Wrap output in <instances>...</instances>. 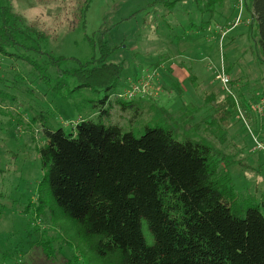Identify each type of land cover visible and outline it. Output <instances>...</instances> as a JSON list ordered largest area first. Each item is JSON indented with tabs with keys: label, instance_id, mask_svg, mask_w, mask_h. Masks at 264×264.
<instances>
[{
	"label": "rangeland",
	"instance_id": "1",
	"mask_svg": "<svg viewBox=\"0 0 264 264\" xmlns=\"http://www.w3.org/2000/svg\"><path fill=\"white\" fill-rule=\"evenodd\" d=\"M147 1L91 0L84 27L70 29L69 13L75 0H8L24 22L46 30V50L66 59L60 69L78 71L82 65L98 66L99 38L110 41L114 47L106 62L122 64L112 102L116 93L138 86L151 101L171 112L193 105L194 119L205 117L209 126L214 113L213 103H207L209 99L227 100L231 107L224 112L230 122L225 137L220 133L208 136L202 130L198 134L235 159L227 163L226 170L237 200H259L264 196V151L256 146L257 142L264 145V111L249 109V105L254 107L264 98V62L250 11L244 8L239 15L232 0H221L213 12V30L202 31V20L193 18L186 27L187 34L177 28L168 33L165 14H175L176 18L181 14L171 12L164 3L146 8ZM193 6L188 11L194 17L208 16ZM238 15L241 20L235 22ZM159 24L165 42L174 48L170 53L163 43L153 39ZM216 25L218 33L214 32ZM211 35H219V40L216 44L211 40L208 45L206 37ZM199 44L210 47L207 55L195 52L193 45ZM28 55L44 67V57ZM170 55L187 69L193 62L189 73H194L197 80H174L168 68L160 65ZM92 59L95 61L89 63ZM30 63L0 54V264H119L116 256L100 257L93 251L92 240L61 212L42 182L39 148L45 143L43 125L70 133L81 118L97 121L98 112L91 103L99 94L76 77L69 79L67 86L48 83ZM50 70L51 74L54 70ZM226 78L228 82L223 81ZM242 100L248 101L249 112ZM144 110L142 115L134 109L122 111L113 103L103 122L118 123L124 131L133 130L139 136L153 113L148 106ZM178 115L183 119L187 113Z\"/></svg>",
	"mask_w": 264,
	"mask_h": 264
},
{
	"label": "trees",
	"instance_id": "2",
	"mask_svg": "<svg viewBox=\"0 0 264 264\" xmlns=\"http://www.w3.org/2000/svg\"><path fill=\"white\" fill-rule=\"evenodd\" d=\"M90 1L75 0L70 29L84 27ZM173 2L165 0L164 6ZM212 3L202 0L201 7ZM247 10L264 62V0H249ZM47 37L45 29L24 22L8 0H0V54L31 62L48 83L67 86L76 77L99 94L91 103L97 121L81 118L70 133L43 125L45 143L39 148L42 182L61 212L92 240L93 251L114 255L119 264H264V196L239 202L226 170L235 159L198 134L225 137L230 103L209 99L214 113L208 126L205 117L194 119L193 105L171 112L145 92L128 98L116 93L112 102L122 64L106 62L114 47L110 41L99 38L98 66L77 71L60 69L66 59L46 50ZM31 53L46 59L44 67ZM113 103L141 115L148 106L150 124L139 136L118 123L105 124Z\"/></svg>",
	"mask_w": 264,
	"mask_h": 264
},
{
	"label": "crops",
	"instance_id": "3",
	"mask_svg": "<svg viewBox=\"0 0 264 264\" xmlns=\"http://www.w3.org/2000/svg\"><path fill=\"white\" fill-rule=\"evenodd\" d=\"M164 1H161V0H149V1H147L148 5L146 4V6H147L146 8L151 7V6L152 7L153 6L158 7V5L163 4ZM172 1H175V3H172L170 5L171 12L176 10L178 12V14H181V18L180 17L176 18L175 14H173V15L172 14L170 15V13L165 14L166 15L165 24H169V27H170V29L167 30L168 33L172 32L174 30V28L175 29L177 28V29H180L183 32V34L184 33L187 34L188 30L186 29V27L189 24V22L194 21L193 18H196V21L199 20V19L202 20V22H201L202 29L200 28L202 31L207 32V31L213 30V28L211 29V27H210V25L212 23V19H214V17H212L213 16V12L215 11V6L218 3H221V0H213V3H212V5L210 7H201L202 6V0H172ZM189 1H190V3L192 1L194 3L193 5L198 7V9L202 13L206 12L208 16L206 17V16L202 15V17H200V16L194 17V14H191L190 11H188L191 7H194L193 5H188ZM179 2H180V4H179ZM232 3H233V0H232ZM177 4L179 6H177ZM181 4H184V5L180 6ZM146 13H147V15H150L149 11H147ZM145 22H146V20L144 19V23ZM216 24L221 26L219 22L216 23ZM190 25H194V23H191ZM217 25L215 26V30H214L215 33H218V30H219V27H217ZM161 27L162 26H160V24L158 26H156V28H155V30H156L155 31V38H153V39L163 43L165 45V47H166L165 49H169L168 52L170 53V51H173L174 48L171 45L167 44V41L165 42L166 37L162 34L163 32H160L161 31ZM220 30H221V28H220ZM218 37H219V35L217 37L215 35L207 36L206 37V43H208V45H209L211 40H213L215 42V44H216L217 41L219 40ZM147 38H149V37L145 36V39H147ZM220 41H221V38H220ZM193 47H194V49H196L195 52L199 53L200 55H204V54L207 55V51L210 50V47L206 49L207 46L204 47V45H202V44H199L197 46L193 45ZM187 56H188V54H184L185 58H190V57H187ZM191 60H194V59H191ZM191 60H190V62H192ZM160 65H162L163 68L167 67L169 72H170L171 77L174 78V80L176 79L178 82L183 83L184 80L187 79V78L188 79H190V78L196 79V76H195L194 73H189V71L194 68L193 65H195V64L193 62L191 64L192 68L190 67V69H187L186 67H184L183 63H181L179 65V63L175 62L173 56L170 55V56H165L163 64L161 63ZM196 68H197L196 70L199 69L198 66H196ZM246 102L248 103V101H246ZM250 108L253 109V107L251 105H249V109ZM247 111H248V109H247Z\"/></svg>",
	"mask_w": 264,
	"mask_h": 264
},
{
	"label": "built area",
	"instance_id": "4",
	"mask_svg": "<svg viewBox=\"0 0 264 264\" xmlns=\"http://www.w3.org/2000/svg\"><path fill=\"white\" fill-rule=\"evenodd\" d=\"M248 2L249 0H233V3H232V6L234 9L236 8H239V15L241 13V11L246 8L247 9V5H248ZM238 15V17L236 18V21L235 22H238L240 21V16ZM221 75V74H220ZM144 75H142V79H143ZM224 82H228L227 78L226 80L223 79ZM133 88V87H132ZM136 89L137 91L139 92H136ZM140 92H145L144 89H141L138 90V86H136L134 89L132 90H127V91H124L122 93H118L117 96L119 98H128V97H133L135 96L137 93H140ZM262 108V110H260ZM253 110H256L257 112H262L264 111V98L261 99L254 107H253ZM257 149H263L262 151H264V145L261 144V143H258L257 142V146H256Z\"/></svg>",
	"mask_w": 264,
	"mask_h": 264
}]
</instances>
